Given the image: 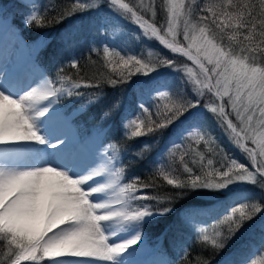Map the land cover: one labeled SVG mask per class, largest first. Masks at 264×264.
Here are the masks:
<instances>
[{
	"label": "snow or ice",
	"instance_id": "snow-or-ice-1",
	"mask_svg": "<svg viewBox=\"0 0 264 264\" xmlns=\"http://www.w3.org/2000/svg\"><path fill=\"white\" fill-rule=\"evenodd\" d=\"M53 12L55 23L93 15L87 26L76 20L61 34L70 59L49 72L40 53L54 35L28 41L14 21L19 14L25 28H46ZM124 21L139 31L124 32ZM116 33L120 41L129 35L133 42L154 40L172 55L151 60L143 50L130 54ZM4 36L29 56L22 77L0 75V264H139L136 258L148 250L149 222L172 215L177 202L197 191L225 190L227 200L186 208L169 242L175 256L164 234L150 248L151 264H213L230 248L220 264H264V0H73L70 7L22 0L21 8L0 15ZM85 43L90 53L103 52L111 74L89 79L65 73L80 66L72 51ZM162 68L178 73V83L164 86ZM134 75L160 87L138 86L134 105L125 108L123 92L109 98L104 89L123 88ZM95 107L100 124L87 128L79 117ZM117 117L124 139L148 134L154 141L122 151L108 140ZM206 119L250 166L226 155ZM165 133L167 156L154 167L167 165L155 171L170 190L161 191L156 179L127 180L124 159L133 152L143 158ZM85 137L96 145L88 152L81 148ZM244 185L258 193L240 191ZM186 231H195L202 246L194 256ZM245 233L248 240L235 248ZM245 248L256 258L245 257ZM209 249L212 255L205 256Z\"/></svg>",
	"mask_w": 264,
	"mask_h": 264
},
{
	"label": "trees",
	"instance_id": "trees-1",
	"mask_svg": "<svg viewBox=\"0 0 264 264\" xmlns=\"http://www.w3.org/2000/svg\"><path fill=\"white\" fill-rule=\"evenodd\" d=\"M39 3H45L46 0H38ZM53 4H56V0H51ZM73 0H59V4L61 6L70 7ZM22 7V0H0V14H4L7 12L16 11L18 8ZM58 11H67V7H60ZM82 13H78L75 16L70 17L63 21V23H55L52 20L53 16H56L57 13H49V22L51 23L50 27L37 29L35 26L31 28H25L22 20V15H17L15 18V24L18 25L23 30V36L28 41H34L37 37L43 35L44 33H51L54 35V38L51 40L49 46L40 53V58L43 64L47 67L49 72L55 70V68L61 64L62 62L70 59V54L68 51H65V44L61 40V34L65 32L66 29H69L70 25L73 24L74 21L79 20L78 16ZM147 47V48H146ZM145 47V59L156 60L158 55L166 54V50L159 44L153 42L148 43ZM152 51V55L148 56L147 53ZM72 55L76 56L79 60V67L76 69H72L70 67L65 68V73L72 75L74 77H86L91 79L92 77H102L108 74H111V68L104 61L103 52L99 53H90L89 45L87 43L79 45L76 49L72 51ZM114 75V74H113ZM155 76V73L153 74ZM131 83L126 85L123 88L113 89L111 87H105V91L109 94V98H111L114 94H118L123 92L125 97V108L134 105L136 101L135 89L138 86H146L147 83L152 80L147 76H136L130 78ZM179 80V79H178ZM164 86H171L166 84V81L161 80ZM82 82H88L87 80H82ZM178 83V81L176 82ZM175 83V84H176ZM154 82H152L153 86ZM174 85V84H173ZM85 93L94 92V88H84L82 89ZM191 94V93H189ZM65 101H61L64 103ZM79 107V104L76 105ZM155 111L154 109L152 110ZM95 113L96 118L89 120V116ZM134 114V112H133ZM100 108L95 107L92 108L89 112L79 117V120L83 121L87 128H92L94 126H99L100 120ZM112 127L109 130V141H118L119 147L122 151H128L133 149H139L144 142H148L151 144V141H154L155 137L145 134L139 138H129L124 139V129L122 126V122L120 118L117 117L115 121H112ZM206 124L208 125L210 131L218 138L220 147L224 149L226 155L232 157L233 159L239 161V163H243L246 166H250L247 163L246 159L242 157V152L235 147L233 144L229 143L228 139L224 135V133L216 126L215 122L211 119H206ZM107 127V123L104 125ZM146 132V130H145ZM169 139V134L165 133L164 137L160 140L159 144L150 148V150L145 151L143 158L135 159L134 152L133 155L129 156L128 159H124L123 166L127 169L126 178L127 180H131L132 177H139L141 180H151L156 179V182L162 185L161 191L170 190V188L166 185V181L162 176L159 175V172H156L155 169L159 167H167V165L154 164L158 162L162 157L167 156V153H163L166 150V142ZM108 142V141H106ZM121 159L123 156L121 155ZM178 162V157H177ZM155 172V175H154ZM255 191V190H254ZM230 193L225 190L223 193L213 194V193H205L203 191H197L191 194L185 200L179 201L175 205L174 213L168 217L159 218L158 220L149 222L146 226V237L147 240L154 244L157 238L161 235L166 234L165 243L166 246L169 247L170 254L175 256V253L171 251L170 241L176 238V228L178 227V219L180 214L186 208H209L214 205L217 201H221L228 197ZM210 223V222H209ZM248 234L245 233L244 236L240 237L237 241L235 248H239L240 241L248 240ZM185 239L189 244L192 245L191 252L193 256L201 252L202 246L196 241V233L185 232ZM233 251L232 248L226 249L224 252L220 253V255L215 256L213 260V264H220V261L227 255L229 252ZM205 256H211V250L205 251L203 253ZM22 264H30V263H22Z\"/></svg>",
	"mask_w": 264,
	"mask_h": 264
},
{
	"label": "rangeland",
	"instance_id": "rangeland-1",
	"mask_svg": "<svg viewBox=\"0 0 264 264\" xmlns=\"http://www.w3.org/2000/svg\"><path fill=\"white\" fill-rule=\"evenodd\" d=\"M126 2H127V0H126ZM92 15H93L92 13H82V14H80V16H78L79 18H81V19H79V21H82L84 23V25L87 26L88 22L92 18ZM155 19H156L158 24L162 23L163 20H164V13L163 12L158 13V15H157V17ZM123 24L126 25V27L124 29V32H126V33H135V32L139 31L138 28L134 24H132V23H130L128 21H124ZM109 31L111 32V29H109ZM121 35H122V33H116V36L118 38V43H123V44H126L128 47H130L131 50H132L130 54H139L141 52V50H143L144 53H145V47H146V45L148 43L155 42V43L158 44V42H156L154 40L153 41H148V40L143 39V38L133 42L130 35L129 36H124L123 41H120L119 38L121 37ZM5 38H6L7 42H11V37L10 36H5ZM97 41H101V38L97 37ZM117 51H119V48H117ZM166 51H167L166 54H163V56H171L172 55L168 50H166ZM23 52L25 53L24 59H25V62H26L27 57L29 56V52L26 49L23 50ZM123 54H124V52H121V55H123ZM175 59L180 61L183 58L179 57V56H176ZM6 64L7 63H5V62L3 63V60H2L1 64H0V70L4 67L5 71H6V67H7ZM159 71H160V77H159L160 81L164 79L166 81V84H168V85L175 84L178 81V79H179V74L174 72L170 68L169 69H163L162 68ZM152 82H154V81L150 80L147 83L146 87H160V85H158V84H153V86H152ZM84 140L91 141V143L95 145L94 141L92 139L88 138V137H85ZM95 147H96V145H95ZM241 154H242V157H244L246 159L247 163H249V161L247 160L245 154H243V153H241ZM120 159H121V157H120ZM237 162H239V161H237ZM242 187L245 188V189H240V191L247 190L250 193H258V190L253 188L251 185H244ZM227 199H228V197H226L223 200H227ZM221 211H223V209H221ZM145 244H146V248L150 252V248H151L152 244L147 240V237L145 238ZM252 252H253V249H249V248H245V249L242 250V254L245 257L251 255L252 258L255 259L256 256L252 255ZM257 255H259V253H257ZM151 256L153 257L152 254H151ZM153 259H154V257H153ZM153 259H152V261H153ZM22 263H30V264H32L31 261H22ZM44 264H48V261L45 260Z\"/></svg>",
	"mask_w": 264,
	"mask_h": 264
},
{
	"label": "bare ground",
	"instance_id": "bare-ground-1",
	"mask_svg": "<svg viewBox=\"0 0 264 264\" xmlns=\"http://www.w3.org/2000/svg\"><path fill=\"white\" fill-rule=\"evenodd\" d=\"M0 64L3 60V63H7L6 71L3 67L0 70V75L7 74L11 78L22 77L25 71V53L23 50H17L12 46L11 42H7L5 36L0 37ZM81 148L85 151H91L95 148V145L91 141L84 140ZM139 261V264H151L153 257L151 252L146 250L140 256L136 258Z\"/></svg>",
	"mask_w": 264,
	"mask_h": 264
}]
</instances>
